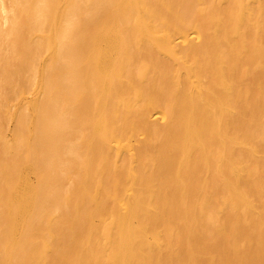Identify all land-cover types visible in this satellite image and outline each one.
<instances>
[{"label":"bare ground","instance_id":"bare-ground-1","mask_svg":"<svg viewBox=\"0 0 264 264\" xmlns=\"http://www.w3.org/2000/svg\"><path fill=\"white\" fill-rule=\"evenodd\" d=\"M143 1L144 2H142V8L145 11H142L139 6L138 8L140 9V11H142V16L136 17L135 14L139 13L135 12V14H133L134 11L131 10L133 9L132 7L136 4L132 3L130 0H118V2L116 3V8L118 9L115 10L116 12H112H118V17L116 18L117 21H120L121 26H124L127 29L120 30V28L117 31L108 32L106 30L108 27V19H106L107 16L102 15L100 17L101 21L99 20L97 24V32H94L93 34L90 33V36L87 35L84 44H82L84 45V47L85 45L86 47L89 46V42L92 38L93 52L91 55L89 54L87 56V61H84V63H82V65L78 67L81 70L78 71L79 73H81L83 81H93L95 83L93 84L96 87L95 89H97L98 92L100 91L101 93H103L104 96L100 97L99 94V101L97 100V115L96 118H93L95 120L97 119V122L94 121L96 122L97 126L94 124L95 128L92 127L93 129H91L93 130L92 138L90 139V141H84L89 149L88 153H86L87 155L85 158L87 160L85 163L86 165L89 164V166L91 167L92 163L90 164V159L97 160L95 161L97 168L95 169L94 166L93 168L95 170L94 172L97 174L96 176L98 177V180L100 181L97 180L98 182H95V184L97 183V185L95 186H99L100 184L103 185L102 183L105 182V179L107 178L108 180V178H110L111 180H113V182H109L110 180H108V182L110 184L112 183V187L111 190H109L111 185L106 182V184L108 183L107 187L110 185L109 189L107 188L106 190L112 192L115 197V208H113L114 210L112 211L109 208L111 210L109 213L113 214H110L111 216H113V218L110 217L112 221L109 223L108 221L110 220L106 221L105 219H103L105 220L104 222H107L106 224H109L104 226L102 225L103 221L101 220L99 225L101 224L102 226L100 225L101 227L97 228L95 226H92L90 221L92 217L94 219V217L97 216L95 211H102L101 213L105 212L101 209V201L102 203H105L103 202V200L105 199V196L102 193L103 190L101 191L102 194H100L104 196V198L99 194L102 186L100 185V190H98L99 188L95 189L96 187L91 188L89 186H84L83 195L81 194V191L83 190L80 191L81 196H84L82 198L88 197V199H81V196H79V199L83 200V203L84 201L88 203V200L90 198L89 203L85 206L87 207L88 205H92V210L86 217L88 220H90V225H87L90 232L89 236H87V242L92 241V233L97 232L98 235V239L96 237V241L98 243H96V245H94L93 247L92 245H90V249L92 250L89 251L88 249H86L87 247L85 248V250L81 249L85 252L88 250L87 252L92 253L91 256L89 253L86 252L89 255L85 253L86 255L83 258L86 259L83 261V264H168V260L171 262V259H176L178 262H183V264H205L206 262L205 260H203V256L200 257V255H204V258H207L208 256L210 257V254L212 253L209 254V251L205 249L206 246L202 247V249L198 248L199 244L197 245V243H199L201 239H205L204 233H202L205 231L202 230L203 228L201 229L202 232L198 231L197 228H201L200 226L202 225L199 226L198 223L200 219H197V215H200L199 213L203 212L208 204H214L215 201H217L220 206L221 202H223L224 206L234 210L240 207L241 204H247L249 207L254 206H252V202L250 203V199H248L249 196L246 195L248 191L245 190L244 186H246V188L248 189L249 186L255 184V179L252 176L253 173L251 171L250 172L252 174L244 170L241 156H243L242 154L247 150L243 147L245 140L243 136V128L245 129L246 125H252L251 123L255 122L262 113L264 114V64L262 62V66L259 70L256 71L257 73H253V85L248 82V79L252 74V72L250 71V66L252 65L250 64H253V62L259 60L260 58H262L264 62V34L262 35L263 30H261V32L259 30H256V28L262 27L264 25V23H262L263 19L259 15L260 9H262V7L264 6V0H218L219 3H221V5L224 4V6L218 8V3V6L214 5L217 9L215 8L213 10H208L209 6L205 9L202 7L198 8L197 3L202 0H168L170 1L169 4H167L166 0H159L161 3L162 1L165 2V4L167 5L162 4L163 6L160 7V3V9L158 6V9L156 6H153L152 12H150L151 6H149V4H155L154 1L156 0H153L152 3H150V0ZM204 2H207L208 4L209 1L203 0L201 4H203ZM211 2L214 1L212 0ZM255 2H257L256 4H258L257 10H255L258 14L254 11V8H252L253 6H255ZM157 3L159 4V2ZM168 5H170L169 7L171 8V10H173V13L175 12L173 16L166 14V17L170 16L171 19H168L170 17H164L165 15L162 16V13L168 12ZM126 7L127 9L129 8L131 12L133 11V13L132 15L128 14L127 16H125V14H123L125 12H123L122 14L123 16H125V18H122L120 17V11L122 9H125L123 11H127ZM154 8H156V11L158 10L157 13H153ZM212 8L213 7H211L210 9ZM174 9L177 10V13L176 11H174ZM221 12L223 13V16L221 15ZM254 13L256 15H253ZM164 18H166L167 20ZM260 18L262 19L261 21ZM109 22L111 23V20ZM201 22H204V24H201ZM115 24L117 23L115 22ZM203 26H205V29L202 28ZM263 27L261 29H263ZM81 42L78 43L81 44ZM78 58H80V56ZM68 68L70 69V67ZM85 84L87 85V82ZM87 86H89V84ZM76 90L79 91V89ZM82 91L85 92L87 90L83 89ZM247 92L254 94V96L252 95L253 97H250L247 100L250 105L249 107L248 105H245V95ZM82 94L81 97L83 99ZM247 95L251 96V94ZM81 97H79V99H81ZM85 97H88V95H85ZM82 99L81 102H84L83 100L85 99ZM164 99L168 100L167 105L171 106V108L166 109L168 110V113L166 112V115L168 116L165 115L166 120L162 118L163 122L165 120V133L163 138L164 140L162 142L163 144L156 146L157 150H155V155H157L152 156L150 159V162H152V168L150 167L151 164L146 162L150 165V168H145L146 172L144 173V178L140 176L144 179L140 181L143 184L136 182L137 178L135 179L131 174L130 176L131 178L135 179L133 181L136 183V185L134 183L130 184V180L128 181L126 176L131 171L130 169L124 168L127 167L128 162L131 161L130 155L132 156V159H134L133 162L137 161L136 157L142 158L145 154H147V157L149 159V155L148 153H143L144 151H140L141 149L137 151V149H139L140 147H135L136 143L134 144V147L128 146V144V147L126 148L124 145H122V142H124L122 141L123 139H121V136H123L122 132H124L123 134H125L126 131L130 133L134 130V128H138L140 131H142L141 134L147 136V128L148 130H150V132L154 128L153 132L155 131L154 133H159L158 130H155V127L159 126H154L155 124H157V122L155 123V121L153 120L157 121L158 119H160V106L162 105L161 102ZM137 107L140 108L138 109ZM108 108L109 113L107 112ZM165 108L163 109L165 110ZM110 110H112L113 112L110 113ZM247 111H251L253 115L249 116V113L247 115ZM71 115L72 114H70V116ZM245 115L249 116V119H246ZM150 126L152 129H149ZM121 128L124 129L121 130ZM118 131H121L120 138L117 133ZM150 132L148 131V134ZM153 132H151L149 135L151 136V134H154ZM137 134L134 133L133 135L135 136ZM143 135L139 136L144 137ZM54 138L55 136H53L52 139ZM53 142L56 145V141ZM145 142L144 144L147 145L148 142ZM130 145H132L131 142ZM122 148L124 149L122 151H126V154H128L130 158H128V160L126 158L128 157V155H124L126 158L125 160H127L128 162L126 161L127 163L125 164V166H123V168L121 166L123 162L122 164L118 165L121 154H116V158H114L113 155V153H116L114 152L115 150ZM248 149L254 153L258 150V146L251 145V147ZM120 151L121 150H118L117 152L121 153L122 151ZM248 153L250 152H247V154ZM29 160H31V157ZM34 160L35 158L32 159V163L35 162ZM143 160L145 159L143 158ZM42 161L44 160L42 159ZM92 162L94 163V161ZM15 166L16 165L14 164V167ZM8 167L9 166L5 168V171L9 173L7 175L10 179V174L14 168H11L12 170L10 171V167ZM128 167H130V165ZM130 168L132 170V167ZM87 171H89V169ZM85 172L86 171H84L83 173ZM89 173L91 172L89 171ZM88 175L91 176L90 174H88V172L87 175L85 173L84 176L88 177ZM157 175L162 176L161 178H159L160 180L157 179ZM16 176L18 177L19 175ZM17 177L12 178L13 181H11V179L9 180L12 183V185H10V189L7 190L9 196L7 199L4 198L3 201L7 212L5 213L4 211L5 216L3 217L5 218L4 221L1 220V222L3 221L1 230V233L3 235H0V241H4L5 239H7L6 235L8 229L10 232H12L15 224L18 222V220L20 221V217L23 218V216L26 215L25 212H27L29 206L32 205L31 201H34L38 196H36L38 192L37 187H33V192H31L30 194H28V192L23 188L21 189L22 183L20 182H22V179L20 181ZM83 179L86 182V179ZM91 181L89 180L83 184L87 185V183ZM167 189L171 190L172 192H165V190ZM168 193L169 195L172 194L169 196V198ZM33 194L35 195L33 196ZM110 194L107 197H110ZM113 194H111V199H113ZM122 194H126L127 197H122ZM219 194L223 195L224 201L220 202L218 198L214 199V196H218ZM99 195L102 200L101 198L99 199ZM199 195L201 197L198 198ZM44 196L46 197V195ZM211 198L213 199L211 200ZM51 200H49V202ZM98 200L101 201L99 202ZM104 205L107 206L106 203ZM76 206H78V204ZM108 206L105 209H107ZM79 207L80 206H78L77 211ZM245 209L247 210V207ZM241 212H243V210ZM1 213L4 214L3 212ZM176 215L184 216L183 219H185L186 216L191 217H187V220H184L183 224L180 222V220V225H178L179 227H177L175 220V218H177ZM97 217L99 219L101 218L99 215ZM195 217L196 220H198L197 227L196 220L194 221V223L191 222L192 224L188 222V219L192 221ZM236 218H239L238 220H240L239 215L236 216ZM82 220L86 221L84 216L81 218V220L76 219V222L80 223ZM231 220L229 222H232ZM70 221L71 220H69V222ZM260 221L263 222L264 220ZM161 222H165L170 225L172 224V226L175 225L177 228L176 236L178 235L175 240V237L172 235L173 232H165L166 234H169V238H166L167 242L169 239H173L179 247V249L175 248L173 250H169V248H167L168 252L166 254V257L169 258L166 259L165 256H163L165 254H161V252H163V249L161 250V248L166 242V240H164L165 238H162V235H164L165 233L159 230V225ZM241 223L244 224L243 222ZM249 223L248 225H250ZM248 225L245 228H248ZM262 225H264V223L260 224V226ZM219 226L217 227L219 228ZM226 227L224 226L225 229ZM230 227L232 228L233 226ZM221 228L219 229L221 230ZM231 228L229 229L236 230V228ZM251 228L249 230H251ZM237 229L239 230V228ZM247 230L246 232H248ZM182 232H184V234H191L193 232L192 236H194V240L184 239L185 237L183 236L185 235H182ZM227 232L228 231H226V234L228 235L229 233ZM231 233L233 232L231 231ZM148 234H150L151 237L148 236ZM241 234L238 235L240 236ZM76 236L78 237V235ZM171 236H173V238ZM228 236H225V240L229 238ZM74 237L75 236H73V238ZM247 237L249 238V236ZM243 238L245 237L243 236ZM10 239H12V237ZM240 239H242V237ZM260 239H264L263 233L260 234ZM228 240L232 241L231 238ZM252 240L250 241L253 242ZM263 241L264 240H262L261 242ZM104 242L110 244L108 248L110 252L109 250L108 252H104L102 250L105 247V245L104 247L102 245ZM224 242L225 241H223L222 239V243ZM217 243H214V245ZM233 243L237 242L234 241ZM255 243L256 242H254V244L250 243L251 245H249H256L257 243ZM12 244V248H17L19 245L16 241L12 242ZM83 245L84 244H79V247H82ZM261 245L262 243L259 246ZM20 246L21 245H19V247ZM201 246L202 244H200V247ZM208 246L209 245H207V247ZM227 246L229 248L228 242ZM220 247L216 248L218 249ZM247 247L249 246H246V248ZM203 248L206 250V252L205 250L203 251V253L205 252V254L202 253ZM223 248L222 251L224 250ZM262 248L261 251H264V248ZM199 249H201L200 252L202 254L199 253ZM239 249H241V245ZM252 249L255 250L256 248ZM238 250L236 249L235 252L237 251L238 253H241ZM228 252L229 250L225 251L222 256L223 258H228V264H234L231 260H236L237 255H235L234 253V255L232 256L230 255L231 253L228 254ZM80 253L82 254L83 252ZM80 253L78 249L77 238H75V240L71 242L69 246H67V250L64 249L62 251L58 260L63 264H71L70 260H73L74 257L81 260V257H79ZM206 253L208 254L207 257L205 256ZM4 254L8 256L10 253L7 254V251L5 250ZM213 256H215V253L211 257L213 258ZM244 256L246 257V255H243L242 258H244ZM209 257L208 259H210ZM256 258L257 257L253 259ZM216 259L219 260V258ZM210 260H207V263ZM217 260L216 263L218 262ZM8 261H10V258ZM77 261L79 262V260H76V262ZM262 262L263 261H261L260 263L262 264ZM15 263L11 262L10 264ZM22 263L23 262L21 261V264ZM28 263L30 264V262ZM236 263H239V261ZM217 264H223V261H220Z\"/></svg>","mask_w":264,"mask_h":264},{"label":"rangeland","instance_id":"rangeland-1","mask_svg":"<svg viewBox=\"0 0 264 264\" xmlns=\"http://www.w3.org/2000/svg\"><path fill=\"white\" fill-rule=\"evenodd\" d=\"M112 1H113V3H112ZM130 1L132 2L133 0H130ZM166 1H167V4L170 3V1H168V0H166ZM202 1L197 3L198 8L202 7L205 9L209 6L208 10L215 9L216 8L215 6H218V3H219L218 0L217 1L213 0L214 2H211L212 0H206V1H209L208 4H207V2L206 3L204 2L203 4H201ZM104 2H105V4H104ZM117 2H118V0H0V201H1L0 202V227H1L0 235H3L1 233L3 221L5 218L3 216H5V213L7 212L5 209L3 201H4V198L7 199L9 196L8 195L9 193H7V190H9L10 185H12V183H11V181H13L12 178H16L17 177L16 175H19L17 178L20 181L22 179V182L19 181L20 183H22L21 189L23 188L24 190H26L28 192V194L33 192V189H32L33 187H37V190H38V192L36 194V196L37 195L38 196L36 197V199L34 201H31L32 205H30L29 208L27 209V212H25L26 215L23 216V218L20 217L21 218L20 221L18 220V222L15 224L12 232H10L8 229L7 235H6L7 239H5L4 241H2V240L0 241V248H1L0 249V264H10L11 262L12 263L16 262L15 264H21V261L23 262L22 264H29L28 262H30V264H34V263L35 264H63L61 261L58 260V258L64 249L67 250V246H69V244L71 242H73L75 240V238H77L79 253L80 252H83V253L82 254L80 253V256H79V257H81V260L76 259L74 257V259L72 258L74 261L73 260H70V261H71V264H79V263L83 264L84 263L83 261L86 259V258L84 259L83 257L87 253H89L90 256L92 255V253L87 252L88 250L89 251L92 250V249H90V247H91L90 245H92V247H93L94 245H96V243H98L96 241V237L98 239L97 232L92 233V241L87 242L88 241L87 236H89V234H90L89 227L87 225L88 224L90 225V222H91L92 226L99 228L102 225H104V226L108 225L112 221V219L110 217L113 218V216H111L110 214H112V213H109V212L111 210L113 211L114 210L113 208H115V206H114V204H115L114 198L115 197H114V194L112 192H110L106 189L107 188L109 189V186L111 185L110 189H109V190H111L112 183L110 184L109 182H113V180L108 178V180H110L108 182V180L106 178L105 182L102 183L103 185L100 184L102 186V188L100 190V187H101L100 185L95 186V185H97V183L95 184V182L100 181V180H98V177L96 176L97 174L94 172L95 171L94 168L95 169L97 168L96 163H95V161H97V160L96 159H93V160L90 159L91 160L90 164L92 163V166H91L92 168L89 166V164L86 165V163H85L87 160L85 158L87 155L86 153H88L89 149H88V146L84 143V141L85 140L90 141V139L92 138L93 130H91V129L95 128V125L97 122V119L96 120L93 119V118H96V115H97L96 104L99 101V98L101 96H103V93H101L100 91L98 92V90L95 89L96 87H95V85H93V84H95L93 81H90V82L86 81L87 85L89 84V86H87L85 84L86 82L83 81V77L81 76V73H79V71H81V70L78 67L81 66L82 63H84V61H87V59H88L87 56L89 54L91 55L93 52L92 38L89 42L90 43L89 46L86 47V45H85V47H84V45H82V44H84V41H85L87 35L90 36L94 32L95 33L97 32V28H98L97 24H98L99 20L101 21L100 17L102 15L107 16L106 19H108L107 20L108 21V27L106 30L108 32L117 31L120 28H121L120 30H126L127 29L126 27L121 26L120 21H117L116 18L118 17V15H117L118 12L113 13V12H116L115 11L116 9H118V8H116ZM142 2H144V1L143 0H136V1L134 0L132 3H134L136 5H134L132 7L133 9H131L134 11V13H133V11L131 12V10L129 8L127 9V7H126L127 11H123L125 9H122L120 11V17L125 18V16H127L128 14L132 15V13L135 14V12L139 13V14H135L136 17H141L142 11H145L142 8V6H143ZM152 2H153V0L152 1L150 0V3H152ZM154 2H155V4H158L157 2H159V4L158 5H155L154 3H152L151 5L149 4V6H151L150 7L151 11L149 10L150 12H152L153 6L159 7V5L161 3L159 0H156ZM139 3H140V5H139ZM256 3L257 2L254 3L256 7L255 6L252 7V8H254V11L257 10V6H258V4H256ZM162 4L167 5V4H165V2L162 1L160 7L163 6ZM169 6L170 5H168V8L170 9V13H169V9L167 8L168 12H164L165 14L162 13L163 14L162 16L165 15L164 17H166V14L173 16V14H175V12L173 13V10H171V8ZM223 6H224V4L221 5V3H219L218 8L219 7L221 8ZM138 7L140 9H142V11H140V9ZM158 7H157V9H158ZM160 7H159V9H160ZM211 7H213V8L210 9ZM263 7L259 11V13H260L259 15L263 19L262 20L260 18V21L261 20L263 21L262 23H264V8ZM106 11H107V13H106ZM157 11H156V8H154L153 13H157ZM171 11H172V13H171ZM174 11H176V13H177L176 9H174ZM220 11H221V9H220ZM123 12H125V13H123ZM129 12H131V13H129ZM122 13L125 14V16H123ZM137 15H139V16H137ZM221 15L223 16V13ZM253 15H256V14L254 13ZM170 16H167L166 18H168ZM222 16H220V17H222ZM111 18H113V19H111ZM166 18H164V19H166ZM168 19H171V17ZM110 20H111V23L109 22ZM201 21H203V20H201ZM115 22L118 25L115 24ZM201 24H204V22L203 23L201 22ZM261 25H259V26H261ZM204 27L205 26H203L202 28L205 29ZM262 27H258L260 29L256 28V30H259L260 32H261V30H263L262 31V35H263L264 34V27H263V29H261ZM78 42H81V44H79ZM263 45H264V41H263ZM58 48H60V49H58ZM77 56L78 57L80 56V58H78ZM82 56H83V58H82ZM60 57H61V59H60ZM256 62H257V64H256ZM261 62L264 64L262 58L253 62V64H250V65H252V66H250V71L252 72V74L250 73L251 75L248 79V82L252 85H253V73L254 74L257 73L256 71L260 69V67L262 66ZM64 64H65V66H64ZM258 64H260V65H258ZM68 67H70V69ZM74 72H77V73H74ZM74 76H75V78H74ZM76 89H79V91ZM83 89L87 90L88 92L85 91L86 92L85 93L84 91H82ZM75 90H76V92H75ZM67 91H68V93H67ZM81 92L85 93V94H82ZM81 94L83 96V99H85V100L82 99ZM99 94H100V97H99ZM247 94H251V96H248ZM58 95H59V98H58ZM85 95L86 96L88 95V97H85ZM246 95H245V98H246L245 101L246 102L245 101L244 102H245V105H248V107H249L250 105H249L247 100H248V98L253 97L254 94L247 92ZM74 96H75V98H74ZM42 97H44V98H42ZM79 97H81V99L84 102H81V99H79ZM94 97H95V99H94ZM15 98H17V99H15ZM95 100H96V102H95ZM102 101H104V100H102ZM167 101L168 100L164 99L161 102L162 107L160 106L161 110L159 112V115H160V119H158L159 121L153 120V121H155V123L157 122V124L154 123L155 125L154 124L153 125L159 126V127H157V126L155 127V130H158L159 133H154L155 132V131L153 132L154 128L153 129L151 128L153 121H152L151 126L149 128V129H152L151 132H153L155 134V136H154V134H151V136L149 135L151 132H150V130H148V128L146 131L147 136L141 134L142 131H140L138 128L137 129L134 128V130L130 133L126 131L125 134H123L124 132H122L123 136H121V139H123L122 141H124V142H122V145H124L126 148L128 146L134 147V144L136 143L135 147H137V148L140 147L139 149H137V151L141 149L140 151H142V152L144 151L143 153H148L149 159L147 157V154H145L146 158H145V155L142 158L136 157L137 161L135 160L136 162H133L134 159H132V156L130 155L131 161L128 162L125 159L126 158L128 159L129 155L126 154V151H122V150H124L123 148H125V147H123L122 149H118V150L122 151V152L120 151L121 153H118L117 152L118 150L114 151L116 153L112 152L114 155V158H116V154H118V155L121 154L120 156H121L122 160L120 158L118 165L122 164V162H123L124 165L123 164L121 165L123 168V166H125V164L128 162L127 165L128 166L130 165V167H132V170L127 165H126L127 167H124L125 169L127 168V169H130V171H131L126 176L128 181L130 180V184L134 183L136 185V183L133 181L136 178L138 179V180L136 179V182L142 183L140 181H142V179L144 178L143 176H144V173L146 172L145 168L149 167L150 166L149 164H151L150 167L152 168V162H150V159L152 156L157 155V154L155 155V153H156L155 150H157L156 146L163 144L162 142L164 140L163 138H164V133H165V129H164L165 124L164 123L166 120V116H168V115H166V112L168 111L166 109L171 108V106L167 105V103H168ZM137 108L139 109L140 107H137ZM163 108H165V110ZM4 110H6V111H4ZM108 110H109V108L107 109V112L109 113ZM110 111H111L110 113L113 112L112 110H110ZM99 112H101V111H99ZM169 113H170V110H169ZM248 113H249V116L253 115L251 113V111H247V115H248ZM70 114H72V115L70 116ZM247 115H245L246 116L245 118L249 119V116H247ZM259 117L255 122L251 123L252 125L249 124V126L246 125L245 129L243 128V136L245 138L243 147H244V149H247V150L244 151V153L242 154L243 156H241V161L243 162L242 164L244 166V170L249 172V173L252 172L253 174L252 173L251 174L255 179V184H253L249 187L247 186L248 189L246 188V186H244L245 190L248 191L246 193V195L249 196L248 199H250L249 200L250 203L252 202L251 204H252V206L253 205L254 206L249 207L247 204H241L240 207L237 208L238 210L227 208L226 206L223 205V202H221V201H224L223 195L219 194L220 196L219 195L214 196V199L218 198L219 201L221 202V206L217 203V201H215L214 204L210 203L206 206V209L203 211L204 213L201 212V213H199L200 215H197V219H200L198 224H199V226L202 225V226H200L201 228H197V229L200 232H202V230L205 231V232H202V233H204L205 239H201V241H199V243H197V245L199 244L198 248L202 249V247H205V246L207 247V245H209V246L211 245L210 246L211 248L209 246L207 248L205 247V249L209 251V254L212 253V254H210V257L207 254L208 252L205 255L206 257L208 256L210 259L212 258L211 256L214 255V253H215V256H213V258L211 259L212 261H211L210 259H208V257L204 258V255H200L203 253V251L205 249L203 248L202 253L200 252L201 249H199V253H200L199 255H200V257L203 256L202 258H203V260H205V262H206L205 264L216 263V260H217L216 258H219V260H217L218 262L223 261V264H225V263L228 264V262H227L228 258L227 257L223 258V256H222L224 254V252L228 251V250H229L228 254L231 253L230 255L233 256L235 253V255H237L236 260H238L239 263H236L238 261H236L235 259H232L231 261L234 264H243V262H244V264H248V262H249V264H253V263L261 264L260 263L261 261H263L262 264H264V259H263L264 258V256H263L264 251L262 250L263 253L261 251L262 246L264 248V245H263L264 241L263 242H261V241L264 239H262V240L260 239V234L261 233L264 234V225L260 226V224L264 223V221H263L264 220V164H263L264 163L263 162L264 161V159H263L264 158V114L262 113ZM162 118L165 119L164 122H163ZM53 121H55V122H53ZM94 121H96V122H94ZM89 124H91V125L93 124V125L91 126ZM124 128H121V130ZM45 130H46V132H45ZM125 130H127V129H125ZM148 131L150 132L149 134H148ZM62 132H63L64 136H63ZM133 132L135 134L138 133L137 134L138 136L137 135L134 136ZM117 133H118V136L120 138L121 131H118ZM53 134H55V135H53ZM139 135H143L144 137H140ZM148 135H149V137H148ZM53 136H55L54 139L58 138L57 139L58 141L52 139ZM136 136H137V138H136ZM64 139H66L67 141ZM140 139H144V140H140ZM145 140H146V142H145ZM53 141H56L57 146L55 145V143ZM87 141H85V142H87ZM130 142L133 146L130 145ZM138 142H139V144H138ZM144 142L145 143L148 142L147 145L144 144ZM251 145L252 146L253 145L258 146V150L256 151L257 153L254 152L255 153L254 154L252 151H250L248 149L251 147ZM40 147H42V148H40ZM74 151H75V154H74ZM47 152H48V154H47ZM152 152H154V153H152ZM247 152H250V153H248L249 155L247 154ZM124 155H128V157L125 158ZM30 157H31V160H29ZM140 157H141V155H140ZM34 158H35V160H34L35 162L32 163L33 162L32 159H34ZM143 158L145 160H143ZM42 159L44 161H42ZM92 161H94V163ZM146 162H148L149 164ZM14 164L17 167L16 166L14 167ZM7 166L10 167V168L8 167L10 169V171L14 168L13 169L14 171L12 170V172L10 174L11 175V178H10L11 181H9L10 179H9V176L7 175L9 173L5 171V168H7ZM93 166H94V168H93ZM44 167H46V168H44ZM140 167H142V168H140ZM18 168H20V169H18ZM88 169L91 173L93 172L92 173L93 175L91 173H89V171H87ZM84 171H86L85 172L86 175L88 172V174H90L91 176L88 175V177L86 176L87 177L86 178L84 176L85 173H83ZM130 174L135 179L131 178ZM140 176H142L143 178ZM156 177H157V179H159L162 176L157 175ZM83 178L86 179V182L89 180L90 181L93 180V181L88 182L89 185H88V183H87V185H84L83 183H86V182ZM106 182H108L110 184L108 187H107L108 183L106 184ZM144 182H146V181H144ZM90 183H92V184H90ZM84 186H89L91 188L96 187L95 189L99 188L98 189V190H100L99 194L103 190L102 193L105 196V199L103 200V202H105L107 204V206L109 204V206L107 209H105L107 206H105L104 205L105 203H102V201H101L102 200L101 197L104 198V196H102L101 195L102 193H101L100 194L101 197L99 195V199L101 198V200H98V201L99 202L101 201V207H102L101 209L107 213L103 212L105 214L104 215L103 213H101L102 211L101 212H99L98 210L95 211L97 216L99 215L101 217L100 219L97 216H95L96 214L94 215L95 216L94 219L92 217L91 221L86 218L87 215L92 210L91 209L92 205H90V206L88 205L87 207L85 206L86 204L89 203L90 198L88 200V203L86 201H84L85 204L83 203V200H81V199L86 200V198L88 199V197L82 198L84 196H81V194L82 195L84 194ZM250 189L252 192L250 191ZM81 190H83V191H81ZM167 190H165V192H169V193L172 192L169 189H167ZM80 191H81V194H80ZM108 192H109V194L110 193L113 194V199H111L112 198L111 194H110V197H107L109 195ZM169 193H168V198L170 195H172V194L169 195ZM34 195L35 194H33V196ZM44 195H46V197ZM39 196H41V197H39ZM42 196H44V197H42ZM79 196H81L80 197L81 199H79ZM121 196L127 197L126 194H122ZM202 196H204V195H202ZM199 197H201V196L199 195L198 198ZM212 199L213 198H211V200ZM49 200H51V201L49 202ZM40 201H42V202H40ZM77 204H78V206L81 207V208L79 207L78 211H77L78 206H76ZM244 205H246V206H244ZM246 207H247V210L245 209ZM255 207H256V209H255ZM69 209H71V210H69ZM216 209H218V210H216ZM88 210H90V211H88ZM240 210L241 211L243 210V212H241ZM4 211H5V213H4ZM247 211H248V213H247ZM1 212H3L4 214H2ZM230 213H231V215H230ZM74 214H75V216H74ZM106 214H107V216H106ZM238 215L240 216V220H238L239 218H236V216H238ZM83 216L85 217L86 221L82 220L80 222L81 224L77 223L76 219L81 220V218ZM229 216H230V220L234 219V220H231L232 222H229L230 221ZM233 216H234V218H233ZM176 217L178 218V219L175 218L176 226L179 227L178 226V225H180L179 221L181 220L180 222L183 224L184 220H187L188 216H186L185 219H183L184 216H180V215L179 216L176 215ZM190 217H188V218H190ZM241 217H243V218H241ZM201 218H203V219H201ZM73 219H75V220H73ZM103 219H105L106 221L107 220H110V221H108L109 223L106 224L107 222H104L105 220H103ZM1 220H3V221L1 222ZM69 220H71V221L69 222ZM101 220L104 223L102 222V225L100 224L101 225L100 226L99 223ZM195 220H196V217L192 221L188 219V222L194 223ZM260 220H262L263 222H261ZM240 221L243 222L245 224V226ZM197 222H198V220H196V227L198 225ZM248 223L250 225H248ZM233 224H235L236 226ZM247 225H248V228H245V227H247ZM167 226H168V228H167ZM171 226H172V224L170 225L168 223L161 222L159 225V227H160L159 230L163 231L164 233L166 231H168V233L173 232L174 234L172 233V235L175 237V240H176V238L178 237V235L176 236L177 228L175 225L172 226L175 230L174 231ZM217 226H219V228H221L222 226L223 227L220 230ZM224 226L225 227L229 226V227H226V229H225ZM230 226H233L232 228H236V230L232 229ZM249 227L250 228L253 227V228H251V230H249L250 229ZM229 228H231L232 230H230ZM237 228H239L240 232ZM211 230H212V232H211ZM246 230L248 232H246ZM223 231H224V233H223ZM226 231H228L227 233H229L228 235H230V236H228L226 234ZM231 231L234 234L231 233ZM260 231H263V232H260ZM243 232H244V234H243ZM255 232H257V233H255ZM230 233L232 234V236ZM237 233L238 234L242 233L240 235L242 237V239H240L241 237ZM165 234L162 235V238H165L164 240H166V242L163 244V246L161 248V250L163 249L162 250L163 252H161V254H165L163 256H165V259H166V258H169V257H166V254L168 252L167 248H169V250H173L175 248L179 249V247L176 244V242H174L173 239H171L173 241H171L169 239L168 242H170V243H168L166 238L168 237L169 234H166V235ZM183 234H184V232H182V235ZM215 234H217V235H215ZM249 234L251 235V237ZM252 234L254 237L252 236ZM76 235H78V237ZM184 235H185V236H183V237H185L184 239L194 240V236H192L193 232L191 234L188 233V234H184ZM234 235H235V237H234ZM242 235L247 240L245 238H243ZM246 235L249 236V238ZM73 236H75V237L73 238ZM148 236L151 237L150 234H148ZM173 236H171V237L173 238ZM219 236H220V238H219ZM225 236L229 237V238L226 237L227 238L226 240L231 238L232 241L231 240L226 241ZM255 236H257L258 238ZM11 237H12V239H10ZM250 238H252L253 240ZM222 239H223V241H225L224 243H222ZM249 239L252 240L253 242H251ZM204 240H206V241H204ZM255 240H257V241H255ZM259 240L262 243L261 246H259L261 244L259 242ZM15 241L17 242V244H19L21 246L19 247V245H18L17 248H15V247L12 248V246H13L12 242H15ZM234 241L237 243H233ZM202 242H204V243H202ZM206 242H207V244H206ZM227 242H228L229 248L227 246ZM254 242H256L257 244L255 243L256 245L250 246L252 243L254 244ZM214 243H217V244L214 245ZM79 244L80 245L84 244L87 246L83 245L84 247L83 246L79 247ZM200 244H202L201 247H200ZM235 244H237V245H235ZM102 245H103V247L105 245L104 249H102V250L104 252H108V250H109L108 248H109L110 244L104 242ZM240 245H241V249H239ZM245 245L249 246L250 248L249 247L246 248ZM213 246H215V247H213ZM220 246H222V247H220ZM236 246H238V247H236ZM216 247H220V248L217 249ZM85 248L88 249L86 251L87 253L84 251ZM222 248L225 251L224 250L222 251ZM252 248H256V249L254 250ZM81 249H84V250H81ZM234 249L235 250L239 249L238 251L241 253H238L237 251L235 252ZM251 249H252V251H251ZM5 250L7 251V254L10 253L8 256L6 254H4ZM158 250H160V249H158ZM206 250H205V252H206ZM250 251L252 253L253 252L254 253L252 254ZM109 252H110V250H109ZM205 252L203 254H205ZM260 252H261V256H260ZM89 254H87V255H89ZM105 254H107V253H105ZM22 255H24V256H22ZM243 255H246V257H248V258H246L245 256H244V258H242ZM254 256L257 258L253 259V258H255ZM9 258H10V261H8ZM170 258H172V257H170ZM221 258H223V259H221ZM33 260H34V262H33ZM76 260H79V262L78 261L76 262ZM207 260H210L211 262L208 261V263H207ZM214 260H215V262H214ZM257 261H259V262H257ZM212 262H214V263H212ZM168 264H183V262H178L176 259H174V260L171 259V262L168 260Z\"/></svg>","mask_w":264,"mask_h":264}]
</instances>
